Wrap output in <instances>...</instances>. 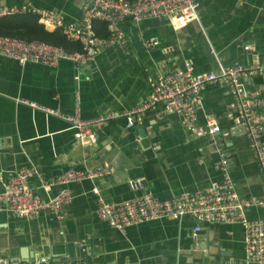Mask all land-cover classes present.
<instances>
[{
	"label": "crops",
	"instance_id": "1",
	"mask_svg": "<svg viewBox=\"0 0 264 264\" xmlns=\"http://www.w3.org/2000/svg\"><path fill=\"white\" fill-rule=\"evenodd\" d=\"M86 1L0 0V8L29 5L74 22ZM197 2V18L183 28H174L164 17L138 24L120 21L122 36L101 44L98 40L106 38L97 35L96 54L86 64L61 60L47 66L0 55V194L9 177L26 166L47 180L72 168H111L107 175L55 184L48 191L30 178L29 186L45 199L68 190L70 200L62 205L60 217L50 209L19 217L0 201L3 264H256L245 259L239 222H200L190 215L156 218L133 224L122 234L98 217L93 193L97 189L103 200L119 203L144 192L164 200L207 189L221 179L220 149L229 157L239 196L263 195L257 157L225 82L205 84L196 110V128H204L205 117L213 116L220 126L216 136L187 129L178 114L147 111L131 129L122 116L116 117L95 130V143H81L65 119L29 105L36 102L73 114L77 103L81 117L91 118L132 108L149 94L152 76L186 66L194 73H218L234 62L264 63V0ZM34 16L48 31L59 28ZM97 30L102 33L98 25ZM148 38L157 39L158 45L146 47ZM241 81L248 91L264 95V75ZM137 179L143 184L134 189L129 182ZM245 217L264 218V207L247 209ZM196 225L201 231L193 236ZM47 257L48 262H41Z\"/></svg>",
	"mask_w": 264,
	"mask_h": 264
},
{
	"label": "built area",
	"instance_id": "2",
	"mask_svg": "<svg viewBox=\"0 0 264 264\" xmlns=\"http://www.w3.org/2000/svg\"><path fill=\"white\" fill-rule=\"evenodd\" d=\"M199 3L197 0H87L82 16L67 22L52 11L32 8L29 5L0 8V15L32 12L45 24H55L68 38L80 40L81 51H68L60 46L39 40H24L0 35V55L14 59L19 63H37L56 66L61 60L74 62L76 65L86 64L96 54V33L94 22L102 20L107 23L109 36L100 39V43H111L122 36L118 23L125 19L138 24L145 18L164 17L174 28H183L197 18ZM146 47L158 45V40L148 38ZM264 75V63L242 65L234 62L229 67L216 73L204 71L194 73L193 68L175 69L167 74L149 77L150 91L132 108L122 111H106L91 118H82L78 104L73 114H64L59 108L42 106L30 102L33 108L47 114L65 119L73 130V137L81 143H95L96 129L108 121L122 116L125 127L133 128L141 124L147 111L156 116L165 113L181 116L183 125L199 134L216 136L220 126L213 116L205 117L204 128H196V110L202 99V88L205 84L225 82L233 97L232 108L236 111L239 124L250 138L251 145L258 160L260 174L264 181V95L260 92L248 91L241 78L244 76ZM78 97V96H77ZM219 170L221 179L211 187L194 192H182L171 198L161 200L150 192H144L132 199L119 203L107 202L97 195L98 217L122 234L133 224L146 222L156 218H178L190 215L194 219L208 223L231 224L239 222L243 228V244L245 259L248 262L264 264V218L248 219L245 211L249 208L264 207V194L260 196L240 197L230 173L229 157L219 149ZM111 172L108 165L96 168L68 169L54 180H47L33 166H26L13 173L0 194V201L16 212L19 217L30 218L42 210L50 209L60 217V209L70 200V193L64 189L48 199L43 198L32 189L28 181L35 177L43 190H50L55 184H67L84 179L107 175ZM130 186L139 188L141 180L130 181ZM201 231L200 225L193 228V236ZM50 257L43 258L46 263ZM0 264L3 261L0 259Z\"/></svg>",
	"mask_w": 264,
	"mask_h": 264
},
{
	"label": "trees",
	"instance_id": "3",
	"mask_svg": "<svg viewBox=\"0 0 264 264\" xmlns=\"http://www.w3.org/2000/svg\"><path fill=\"white\" fill-rule=\"evenodd\" d=\"M38 19L32 12L12 13L0 15V35L30 40H39L60 46L68 51H81L83 45L80 40L68 38L62 33L61 29L48 31L44 26L37 22ZM99 26L102 33L97 30V35L101 38L109 36L107 23L102 20L94 22V29Z\"/></svg>",
	"mask_w": 264,
	"mask_h": 264
},
{
	"label": "water",
	"instance_id": "4",
	"mask_svg": "<svg viewBox=\"0 0 264 264\" xmlns=\"http://www.w3.org/2000/svg\"><path fill=\"white\" fill-rule=\"evenodd\" d=\"M141 184H143V182H141ZM82 245H84V244H81V249H84V246H82ZM76 262H75V260L72 262V264H75ZM239 262H238V260L237 261H233V262H231V261H225V263H220V264H238ZM81 264H91L89 261H85V262H82Z\"/></svg>",
	"mask_w": 264,
	"mask_h": 264
}]
</instances>
